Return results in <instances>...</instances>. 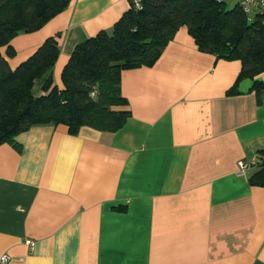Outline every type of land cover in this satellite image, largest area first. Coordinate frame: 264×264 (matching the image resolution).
I'll use <instances>...</instances> for the list:
<instances>
[{
	"label": "crops",
	"instance_id": "0c3cea01",
	"mask_svg": "<svg viewBox=\"0 0 264 264\" xmlns=\"http://www.w3.org/2000/svg\"><path fill=\"white\" fill-rule=\"evenodd\" d=\"M128 1L70 0L14 38V56L2 54L13 69L55 37L61 87L74 47L109 30ZM240 69L198 50L181 27L152 66L122 72L130 117L117 131L36 125L16 136L19 150L0 144V255L11 264H264V187L248 181L264 149V90L258 99L243 79L228 94ZM239 160L251 165L244 175Z\"/></svg>",
	"mask_w": 264,
	"mask_h": 264
},
{
	"label": "trees",
	"instance_id": "16d2710c",
	"mask_svg": "<svg viewBox=\"0 0 264 264\" xmlns=\"http://www.w3.org/2000/svg\"><path fill=\"white\" fill-rule=\"evenodd\" d=\"M70 0H0V144L20 149L16 136L36 125H64L76 134L88 126L115 132L130 117L121 92L124 70L150 67L181 27H186L198 50L217 59L238 60L240 72L228 94H238V83L251 79L258 99L264 81V14L247 18L239 3L226 0H140L129 7L109 30L77 44L53 82L52 68L59 54L55 37H48L17 67L2 54L14 56L11 42L21 33L41 28L64 10ZM42 79L40 93L33 87ZM251 185L264 187V149L258 151Z\"/></svg>",
	"mask_w": 264,
	"mask_h": 264
},
{
	"label": "built area",
	"instance_id": "2783aa9c",
	"mask_svg": "<svg viewBox=\"0 0 264 264\" xmlns=\"http://www.w3.org/2000/svg\"><path fill=\"white\" fill-rule=\"evenodd\" d=\"M219 1V0H217ZM132 4L136 7L139 6L140 0H131ZM239 3L244 15L247 18L252 17L255 13L264 14V0H237ZM237 173L239 175H244L251 165L243 160L237 162ZM28 244L32 245V241H27ZM11 257L7 253L0 255V264H11Z\"/></svg>",
	"mask_w": 264,
	"mask_h": 264
},
{
	"label": "rangeland",
	"instance_id": "374dc122",
	"mask_svg": "<svg viewBox=\"0 0 264 264\" xmlns=\"http://www.w3.org/2000/svg\"><path fill=\"white\" fill-rule=\"evenodd\" d=\"M236 3H235V0H226V7L227 8H231L232 6H234Z\"/></svg>",
	"mask_w": 264,
	"mask_h": 264
}]
</instances>
